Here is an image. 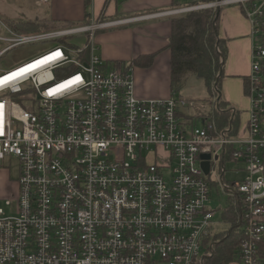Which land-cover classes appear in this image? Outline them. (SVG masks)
I'll return each mask as SVG.
<instances>
[{
  "label": "built area",
  "instance_id": "obj_1",
  "mask_svg": "<svg viewBox=\"0 0 264 264\" xmlns=\"http://www.w3.org/2000/svg\"><path fill=\"white\" fill-rule=\"evenodd\" d=\"M229 5L252 40L243 135L215 130L181 94L138 97L133 67L96 53L99 30ZM39 43L34 56L4 67L15 50ZM11 158L16 189L0 205V264H264V0L34 32L0 18V168ZM211 184L228 193L223 212L233 204L238 213L227 261L213 259L227 229L209 206Z\"/></svg>",
  "mask_w": 264,
  "mask_h": 264
},
{
  "label": "crops",
  "instance_id": "obj_2",
  "mask_svg": "<svg viewBox=\"0 0 264 264\" xmlns=\"http://www.w3.org/2000/svg\"><path fill=\"white\" fill-rule=\"evenodd\" d=\"M36 2V0H34ZM46 0L49 17L63 23L82 24L85 21L108 20L129 17L144 13L166 10L200 3L202 0ZM197 1V2H196ZM218 35L226 42V57L223 63V77L220 82V95L227 106L238 115L236 132L246 133L250 101L246 95L245 83L250 73L251 45L250 26L236 5L219 7ZM88 15V16H87ZM171 16L144 20L138 23L96 32L99 45L110 61H128L143 54L156 53L153 63L146 68H133L135 94L140 98H164L169 96L170 57L164 49L170 33ZM163 70L156 75L166 81L165 87L159 84L150 89L144 86L151 79L155 69ZM156 73V74H157ZM164 79H161V78ZM211 111V108H210ZM209 115V114H208ZM231 176V175H230Z\"/></svg>",
  "mask_w": 264,
  "mask_h": 264
},
{
  "label": "trees",
  "instance_id": "obj_3",
  "mask_svg": "<svg viewBox=\"0 0 264 264\" xmlns=\"http://www.w3.org/2000/svg\"><path fill=\"white\" fill-rule=\"evenodd\" d=\"M201 2H207V0ZM87 5L86 0L85 6ZM218 19V8H205L172 16L170 33L164 49L169 51L172 93L179 92L188 74L201 79L210 96L211 112L208 115V121L215 126V130L229 127L230 132H233L237 126V112L230 109L220 95V82L223 77V63L227 48L225 40L218 35ZM6 21L20 31L37 29L36 23L31 21ZM155 55L156 53L138 55L129 61V65L135 68L150 67ZM237 216L238 213L233 204L223 212L222 218L228 223V227L217 236L214 260H229V254L239 239ZM262 247L264 251V245Z\"/></svg>",
  "mask_w": 264,
  "mask_h": 264
},
{
  "label": "rangeland",
  "instance_id": "obj_4",
  "mask_svg": "<svg viewBox=\"0 0 264 264\" xmlns=\"http://www.w3.org/2000/svg\"><path fill=\"white\" fill-rule=\"evenodd\" d=\"M198 1V0H197ZM196 1V2H197ZM217 0H207V2H215ZM199 2V1H198ZM211 8V7H210ZM213 8V7H212ZM218 8V7H217ZM200 10V9H199ZM184 14V13H181ZM181 14H176L174 16H179ZM50 10L47 4L37 5L34 0H0V18L3 20L14 21V22H27L31 21L36 23L37 29L32 30L28 29L27 31H40V30H54L65 28L69 26H76L80 24H67L62 21H55L49 17ZM172 17V16H171ZM120 27V26H118ZM111 29V28H110ZM100 31V30H99ZM98 31V32H99ZM103 31V30H101ZM100 31V33H101ZM105 31H108L105 30ZM98 33V34H100ZM95 33V42L97 47V52L103 58L105 55L102 52V46L99 45L98 35ZM74 42L81 41V39H71ZM45 46V44H35L29 45L20 49L15 50L3 64L4 67H12L22 62L24 59L34 56L39 50ZM110 61L108 59H104ZM130 61V60H129ZM129 63L128 61H123ZM134 68V67H133ZM151 74V79L146 80L144 86L147 88H154L158 84L159 88L165 87L166 81L159 80L156 75H159L157 72L163 73V70L155 69ZM157 73V74H156ZM160 77V75H159ZM161 79H164L163 77ZM172 92V91H171ZM178 94H181L184 97L191 98L195 100L196 104L193 111L200 115L206 116L210 114V96L208 91L203 83V81L192 74L185 76L182 86L179 89ZM201 123L197 122L196 126H200ZM237 133V132H236ZM235 133V134H236ZM153 159L152 154L146 155V161L151 162ZM3 166L0 168V205H3V200L11 197L14 190L16 189L14 181L17 177V163L15 159H6L3 161ZM228 164H226V168ZM214 172L217 170H212L209 178L214 179ZM227 173L225 178L228 177ZM210 207L216 209L215 220L218 222L217 227L219 229H227V225L224 223L222 214L223 209L228 204L229 197L227 192H222L220 189L211 184L210 187ZM4 206V205H3ZM5 207V206H4ZM165 264V263H159Z\"/></svg>",
  "mask_w": 264,
  "mask_h": 264
},
{
  "label": "water",
  "instance_id": "obj_5",
  "mask_svg": "<svg viewBox=\"0 0 264 264\" xmlns=\"http://www.w3.org/2000/svg\"><path fill=\"white\" fill-rule=\"evenodd\" d=\"M201 158L202 159H209V155H207V154H203L202 156H201ZM202 167H204V170H205V172H207L208 171V163H207V161L205 162H202Z\"/></svg>",
  "mask_w": 264,
  "mask_h": 264
},
{
  "label": "snow or ice",
  "instance_id": "obj_6",
  "mask_svg": "<svg viewBox=\"0 0 264 264\" xmlns=\"http://www.w3.org/2000/svg\"><path fill=\"white\" fill-rule=\"evenodd\" d=\"M57 55H59V54L57 53ZM38 63H39V62H38ZM5 79H7V78H5ZM75 79L78 81V80H79V77H76Z\"/></svg>",
  "mask_w": 264,
  "mask_h": 264
},
{
  "label": "bare ground",
  "instance_id": "obj_7",
  "mask_svg": "<svg viewBox=\"0 0 264 264\" xmlns=\"http://www.w3.org/2000/svg\"><path fill=\"white\" fill-rule=\"evenodd\" d=\"M175 8H179V7H173V8H170V9H175ZM219 8V7H218Z\"/></svg>",
  "mask_w": 264,
  "mask_h": 264
}]
</instances>
